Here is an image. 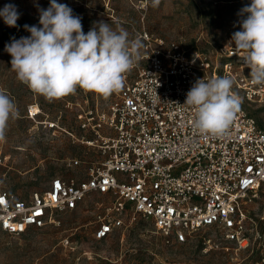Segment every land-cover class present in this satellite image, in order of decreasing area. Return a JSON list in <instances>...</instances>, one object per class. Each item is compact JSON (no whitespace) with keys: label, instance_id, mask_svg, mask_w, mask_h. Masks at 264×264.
Masks as SVG:
<instances>
[{"label":"built area","instance_id":"1","mask_svg":"<svg viewBox=\"0 0 264 264\" xmlns=\"http://www.w3.org/2000/svg\"><path fill=\"white\" fill-rule=\"evenodd\" d=\"M136 39L142 58L117 99L93 124L81 122L84 133L92 132L81 141L100 157L70 159L81 175H55L28 197H18L0 180V231L20 235L44 227L55 212L74 210L97 192L109 196V203L96 239L122 227L126 217L149 219L176 243L215 226L237 250H259L248 264H264V208L256 215L250 207L264 188V85L252 82L235 50L227 49L219 63L147 32ZM222 76L234 81L240 110L226 134H201L193 128V110L184 105L186 94L198 79Z\"/></svg>","mask_w":264,"mask_h":264},{"label":"rangeland","instance_id":"2","mask_svg":"<svg viewBox=\"0 0 264 264\" xmlns=\"http://www.w3.org/2000/svg\"><path fill=\"white\" fill-rule=\"evenodd\" d=\"M57 2L81 17L85 33L103 20L114 29L117 25L124 28L130 40L147 32L166 42H180L189 51L200 50L221 63L227 49L235 50L234 44L233 48L228 45L232 34L241 30V9L251 0ZM5 4L15 5L20 15L16 27H9L0 17V89L16 103L19 115L9 121L0 140V180L18 197H28L31 191L44 190L55 175H81V168L68 165L70 159L100 157L95 147L81 141L83 134L92 136L91 131L84 133L81 122L93 124L119 92L104 99L77 88L75 94L52 101L33 93L11 70L12 58L5 45L29 36L24 26H39V9L48 8L50 0H0V9ZM30 105L38 107L36 115L28 112ZM108 203L109 196L92 192L76 209L55 212L53 221L44 227H31L20 235L0 231V264H248L259 257L258 249L237 250L215 226L201 228L186 242L176 243L142 216L126 217L122 227L96 239L94 231ZM250 207L253 214H260L264 188Z\"/></svg>","mask_w":264,"mask_h":264},{"label":"clouds","instance_id":"3","mask_svg":"<svg viewBox=\"0 0 264 264\" xmlns=\"http://www.w3.org/2000/svg\"><path fill=\"white\" fill-rule=\"evenodd\" d=\"M240 14L244 16L241 30L232 34L228 47L234 44V49L242 53L252 82L264 85V0H251ZM19 15L13 4L0 9V17L9 27L17 26ZM24 28L29 36L5 45L12 58L11 70L19 82L49 101L75 94L77 88L107 99L123 88L126 75L142 58V42L130 40L124 28L117 25L114 29L101 20L85 33L81 17L57 0L39 9V26ZM233 84L227 76L202 78L193 84L184 105L193 110L195 131L226 134L242 103L232 90ZM155 98L160 100L156 89ZM18 115L16 103L0 89V140L5 137L9 121Z\"/></svg>","mask_w":264,"mask_h":264},{"label":"bare ground","instance_id":"4","mask_svg":"<svg viewBox=\"0 0 264 264\" xmlns=\"http://www.w3.org/2000/svg\"><path fill=\"white\" fill-rule=\"evenodd\" d=\"M239 55L241 56L242 53L239 52ZM30 110H31L30 115H32V116L36 115V112L38 111V107L32 106ZM51 126H53V125H51Z\"/></svg>","mask_w":264,"mask_h":264}]
</instances>
